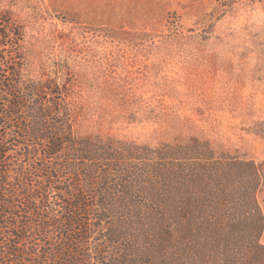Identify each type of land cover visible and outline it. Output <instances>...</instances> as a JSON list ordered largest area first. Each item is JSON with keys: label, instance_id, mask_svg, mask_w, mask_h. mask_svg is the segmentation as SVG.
Segmentation results:
<instances>
[{"label": "trees", "instance_id": "obj_1", "mask_svg": "<svg viewBox=\"0 0 264 264\" xmlns=\"http://www.w3.org/2000/svg\"><path fill=\"white\" fill-rule=\"evenodd\" d=\"M23 41L1 14L0 264H264L260 162L79 134L70 82L27 77Z\"/></svg>", "mask_w": 264, "mask_h": 264}, {"label": "rangeland", "instance_id": "obj_2", "mask_svg": "<svg viewBox=\"0 0 264 264\" xmlns=\"http://www.w3.org/2000/svg\"><path fill=\"white\" fill-rule=\"evenodd\" d=\"M1 14L24 33L27 77L70 82L79 134H195L264 167V0H0Z\"/></svg>", "mask_w": 264, "mask_h": 264}]
</instances>
